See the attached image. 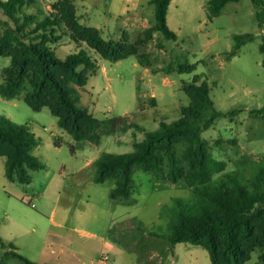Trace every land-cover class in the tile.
Here are the masks:
<instances>
[{
  "label": "rangeland",
  "instance_id": "obj_1",
  "mask_svg": "<svg viewBox=\"0 0 264 264\" xmlns=\"http://www.w3.org/2000/svg\"><path fill=\"white\" fill-rule=\"evenodd\" d=\"M208 1L174 0L167 23L178 35L176 39L155 31L137 54L111 61L85 41H75L65 17L97 27L106 39L135 42L153 24V11L145 7L111 20L106 0H25L21 12L36 20L48 15L57 20V27L53 26L59 38L52 44L56 55L64 57L85 48L100 62L86 85L77 87L79 103L100 120V138L94 141L86 136L77 142L59 126L49 108L35 111L23 100V93L14 98L0 93V113L34 131L38 143L31 152L44 164L30 170V182L23 183L6 176V157L0 156V238L6 245L0 244V264H24L5 254L9 244L38 264L46 260L102 264L99 260L104 254L109 255L107 264L114 260L115 264H210L205 248L185 242L172 244L167 237L174 200L192 196V186L183 178L156 180L154 174L136 167L131 202L110 197L114 178L94 181V160L101 152L134 150V142L145 131L156 129L162 120L181 117L182 108L191 101L183 85L195 76L198 84L209 86L215 107L223 112L202 132L207 150L222 162L210 179L230 173L252 178L264 167V114L259 111L264 104L259 50L264 30L251 0L228 2L211 18ZM4 21L7 16L0 9V34ZM247 32L254 34L253 40L229 58L234 36ZM9 63V56L0 55V82ZM180 64H193L194 68L179 71ZM114 116L121 119L109 125ZM52 212L61 226L53 223ZM255 263H259L258 249L244 264Z\"/></svg>",
  "mask_w": 264,
  "mask_h": 264
},
{
  "label": "trees",
  "instance_id": "obj_2",
  "mask_svg": "<svg viewBox=\"0 0 264 264\" xmlns=\"http://www.w3.org/2000/svg\"><path fill=\"white\" fill-rule=\"evenodd\" d=\"M170 1L149 0L154 6L153 24L146 30L145 37L135 42L106 39L97 27L83 26L65 18L75 41L83 40L103 59L116 61L137 54L139 46L152 38L155 31H161L169 39L177 38L167 23ZM232 1L238 0H209L208 16L219 15ZM24 2L0 0V9L8 20L4 21L0 34V55L10 57V63L3 68L1 95L14 98L23 93V100L33 110L49 108L59 126L75 141L80 142L86 136L98 141L100 120L79 103L77 87L86 85L100 62L85 48L64 57L56 55L52 44L59 38L55 28L57 20L52 19V15L36 20L33 15L21 12ZM251 2L259 27L264 30V0ZM253 38L250 32L236 34L228 57L237 54L241 46ZM259 50L264 66V34ZM193 68V64L178 65L179 71ZM183 86L191 101L182 108L181 117L162 120L156 129L145 131L144 137L134 142V150L101 152L94 160V181L114 178L110 197L131 202L136 167L154 174L156 180L167 178L175 182L183 178L192 186V196L176 198L170 207L167 235L170 242L205 248L210 264H244L258 249L259 263L255 264H264V167L252 178L230 173L225 178L210 179V173L220 170L222 162L211 156L202 132L223 112L215 107L209 86L197 83V76ZM259 111L264 114V104ZM120 119L121 116H114L109 125ZM37 143L34 131L27 124L14 122L0 113V156L6 157L5 174L9 179L29 183V171L44 167L31 152ZM71 151L74 152L73 144ZM138 225L143 223L140 221ZM0 244L6 248L1 238ZM8 247L11 250L5 249L6 255L24 264H36L14 251L11 244Z\"/></svg>",
  "mask_w": 264,
  "mask_h": 264
},
{
  "label": "crops",
  "instance_id": "obj_3",
  "mask_svg": "<svg viewBox=\"0 0 264 264\" xmlns=\"http://www.w3.org/2000/svg\"><path fill=\"white\" fill-rule=\"evenodd\" d=\"M173 1L174 0L170 1L169 7L173 3ZM145 7H147L150 11H154V6L153 4L149 3V0H106V3H105L107 16L111 20H116V19H120L121 17H125L126 15H131L133 13L140 11L142 8H145ZM167 22H168V18H167ZM54 216H55V212H52L53 223L61 226L62 225L61 222L54 221ZM109 245L114 246L112 245V242H109ZM102 256L99 260L100 263L107 264L106 261L109 258V255L107 254L108 258L106 260H102ZM115 262L116 261L114 260V262H112L111 264H115ZM43 263L57 264L56 262L53 263V260H46V262H43ZM36 264L38 263L36 262Z\"/></svg>",
  "mask_w": 264,
  "mask_h": 264
},
{
  "label": "built area",
  "instance_id": "obj_4",
  "mask_svg": "<svg viewBox=\"0 0 264 264\" xmlns=\"http://www.w3.org/2000/svg\"><path fill=\"white\" fill-rule=\"evenodd\" d=\"M108 257H107V254H104L103 256H102V260H106Z\"/></svg>",
  "mask_w": 264,
  "mask_h": 264
}]
</instances>
